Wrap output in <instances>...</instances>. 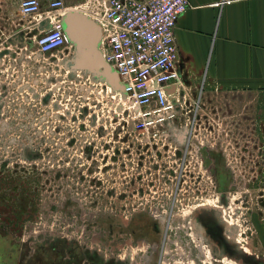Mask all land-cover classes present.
<instances>
[{"label":"rangeland","instance_id":"obj_1","mask_svg":"<svg viewBox=\"0 0 264 264\" xmlns=\"http://www.w3.org/2000/svg\"><path fill=\"white\" fill-rule=\"evenodd\" d=\"M30 21L17 0H0V264H156L160 240L159 264L264 258V141L254 140L262 127L245 110L247 93L238 117L230 93L191 92L178 116L203 120L198 139L217 150L206 166L196 141L181 163L183 147L174 153L171 138L156 148L129 130L130 103L76 69L70 40L38 51ZM150 177L160 197L175 192L177 201L128 203L105 192ZM221 210L237 223L241 256L213 255L200 235Z\"/></svg>","mask_w":264,"mask_h":264},{"label":"built area","instance_id":"obj_2","mask_svg":"<svg viewBox=\"0 0 264 264\" xmlns=\"http://www.w3.org/2000/svg\"><path fill=\"white\" fill-rule=\"evenodd\" d=\"M17 7L22 18L33 19L28 28L42 53L69 44L63 18L70 10L82 12L99 25L98 51L118 76L122 91L115 92L130 103L128 112L133 115L128 117L129 130L145 144L151 139L158 148L156 140L171 138L166 144L173 147L174 153L177 145L183 147L181 163L189 147L198 146L196 141L198 148L208 147L198 139L204 121L196 115L178 116L182 103H190L187 99L191 92L179 83V55L173 31L188 0H85L77 5H67L66 0H17ZM167 123L174 125L171 134L166 131Z\"/></svg>","mask_w":264,"mask_h":264},{"label":"crops","instance_id":"obj_3","mask_svg":"<svg viewBox=\"0 0 264 264\" xmlns=\"http://www.w3.org/2000/svg\"><path fill=\"white\" fill-rule=\"evenodd\" d=\"M173 32L182 89L230 93L238 117L247 93L245 110L262 127L254 140L264 141V0H188Z\"/></svg>","mask_w":264,"mask_h":264},{"label":"flooded vegetation","instance_id":"obj_4","mask_svg":"<svg viewBox=\"0 0 264 264\" xmlns=\"http://www.w3.org/2000/svg\"><path fill=\"white\" fill-rule=\"evenodd\" d=\"M203 149L204 151V155L202 154V152H200L204 164L207 163V160L214 161V158L212 156H214V152H211L212 150L216 151L217 149L215 148H209V147H202L201 150ZM215 162V161H214ZM213 162H211V165L213 166V168H215L216 164H212ZM206 165V164H205ZM207 166V165H206ZM219 173L224 172V166H219L217 165ZM152 177V176H151ZM150 179H146V180H133V179H124V181H121V187L118 189V191L113 190V189H109L110 191H106V193H110V197H112L113 194H115L116 199L119 200H123L126 202H136L138 201L139 203L142 202H157L159 203L160 201L163 200H167L169 202H175L177 201V197L176 194L174 192V194H172L169 197H160L159 193L157 192V187L160 185V181H156L154 178ZM176 186V185H175ZM222 185L220 184L218 186V189L221 187ZM176 189V188H175ZM152 194V195H150ZM157 194V195H155ZM218 200H223V196H218L217 197ZM217 200V201H218ZM214 205V204H213ZM211 205V206H213ZM201 206V205H200ZM204 207V206H203ZM216 206L213 207V211L212 214H215L217 208H215ZM206 208H208L206 206ZM195 209V208H194ZM211 209V208H210ZM223 212V213H222ZM218 218H211L209 217V221L206 223V231L203 230L204 232H202L201 230V237L203 238V241L207 242L209 244V247L211 249V251L213 252V255H217L219 253H221L222 251H226L228 252L229 250H232L233 248L235 250L240 249L237 247H234L235 244L240 242V238L236 237L237 234V223H229V215H227V217H225V211H220L218 212ZM198 216V215H196ZM196 216L192 217V226L195 225L196 226V221L195 218ZM215 220L214 222L212 220ZM194 220V221H193ZM231 221V220H230ZM194 228V227H193ZM197 229V227H196ZM198 230V229H197ZM235 239V240H234ZM226 240L229 243H232V245H227L225 246V244L223 243V241ZM233 242H235V244L233 245ZM243 246V245H242ZM226 247V248H225ZM156 255H155V263L159 264V261L161 259L162 253L164 252V246L163 243H161V240L159 241L158 245H156ZM240 252V250H238ZM241 253V252H240ZM243 255V253L237 255V256H241ZM245 259V258H244ZM253 261L255 262V264H264V258L262 259H257L255 258L249 259L248 261ZM231 264H237L236 262H230ZM91 264H95V263H91Z\"/></svg>","mask_w":264,"mask_h":264},{"label":"water","instance_id":"obj_5","mask_svg":"<svg viewBox=\"0 0 264 264\" xmlns=\"http://www.w3.org/2000/svg\"><path fill=\"white\" fill-rule=\"evenodd\" d=\"M64 32L77 51L76 69H84L107 81L115 91H122L118 76L98 51L101 35L99 25L78 10H70L63 18ZM184 138L180 134L179 140Z\"/></svg>","mask_w":264,"mask_h":264}]
</instances>
